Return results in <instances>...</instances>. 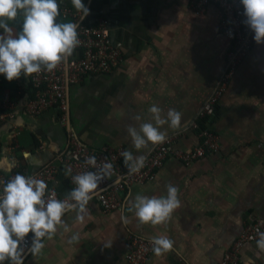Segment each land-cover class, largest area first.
I'll return each instance as SVG.
<instances>
[{
	"label": "crops",
	"instance_id": "crops-1",
	"mask_svg": "<svg viewBox=\"0 0 264 264\" xmlns=\"http://www.w3.org/2000/svg\"><path fill=\"white\" fill-rule=\"evenodd\" d=\"M192 1L82 0L90 14L80 21L71 0H58L57 22L93 25L105 20L112 43L124 56L121 69L69 87L70 128L81 142L146 156L153 145L136 150L127 129L148 122V109L155 104L165 114L170 108L182 113L179 129L167 124L161 129L178 135L177 149L188 152L200 144L189 126L225 73L231 42L218 29L217 7L196 14ZM12 26L19 28L18 23ZM34 95L30 76L22 73L8 81L0 74V101H10L4 111L13 115L0 124L2 174L37 176L49 165L60 167L69 154V131L57 124L56 110L40 116L28 112ZM137 115L140 121L134 119ZM206 124L221 138L219 153L193 165L168 158L154 180L126 190L117 210L105 211L92 199L83 222L76 220V211L65 213L67 230L61 226L51 239L44 238L42 251L29 252L24 264H126L131 235L174 241L171 251L153 253L145 264H175L178 259L219 264L250 216L264 220V44L255 42ZM169 184L179 188L180 207L165 224H139L128 211L130 201L137 194L166 195ZM51 186L61 195L71 190L62 166ZM73 235L79 240L69 243ZM241 257L246 264H264L256 242L245 246Z\"/></svg>",
	"mask_w": 264,
	"mask_h": 264
},
{
	"label": "clouds",
	"instance_id": "clouds-1",
	"mask_svg": "<svg viewBox=\"0 0 264 264\" xmlns=\"http://www.w3.org/2000/svg\"><path fill=\"white\" fill-rule=\"evenodd\" d=\"M81 13L83 21L90 9L82 0H71ZM243 6V23L254 33L257 44H264V0H240ZM60 15L58 0H0V74L8 81L17 79L23 73L30 76L41 71L51 72L69 57L79 45L77 29L79 22H57ZM19 24V28L12 26ZM150 120L139 123V127L129 126L127 132L136 150L147 149L149 144H163L167 138L164 125L177 130L182 113L176 109L163 110L153 104L149 107ZM140 121L139 115L134 117ZM130 173L139 172L144 167L146 157L134 156L131 151L121 153ZM85 164L96 171H85L68 175L75 185L64 199L56 198L54 190L36 176L15 174L4 185L0 193V264H24L25 238L31 232V254H39L44 248L43 239H51L58 228L66 225L62 217L69 211H76V220L83 222L88 213L87 205L93 199L98 186L112 174V164L104 163L97 167L95 156L85 159ZM167 193L162 196L137 194L130 201L128 211L134 212L138 223L153 226L167 223L180 207L179 188L172 184L166 186ZM124 223L127 219L122 217ZM257 247L264 251V232H259ZM73 235L69 243L77 242ZM156 255L173 249L174 241L167 236H157L151 240ZM110 246V244H106Z\"/></svg>",
	"mask_w": 264,
	"mask_h": 264
},
{
	"label": "built area",
	"instance_id": "built-area-1",
	"mask_svg": "<svg viewBox=\"0 0 264 264\" xmlns=\"http://www.w3.org/2000/svg\"><path fill=\"white\" fill-rule=\"evenodd\" d=\"M211 5L217 7L218 29L231 42L228 56V65L225 73L220 78L212 95L200 109L197 118L191 122L189 128L197 131L200 144L192 151H183L176 148L177 134L167 135L163 144L155 145L147 153L144 167L139 172L130 173L124 164L121 155L122 148L113 149L103 147L94 149L80 141L78 136L70 128L69 114L70 106L68 91L70 85L79 84L89 76L108 75L121 69L124 65L122 48L113 44L110 30L105 20L97 24H82L77 29L79 45L73 53L66 58L53 71H41L39 74L30 75L31 84L35 91L34 98L27 104L30 114L40 116L50 109L57 112V124L67 127L70 136L69 154L61 159V166L68 170L71 175L85 171H96L97 169L85 164V159L95 156L97 167L104 163H111L112 174L107 177L96 190L93 199L101 205L105 211H114L122 207L126 190L134 184H144L154 180L158 170L164 165L168 158H174L184 165H193L200 159L219 153L222 150V142L218 133L210 127L203 128L202 123L217 113L221 98L225 94L229 83L236 74L242 61L252 50L255 41L254 33L243 23V6L240 0H193L192 8L196 14H201ZM10 108V101H0V124L13 117L5 110ZM60 166V167H61ZM60 167L49 165L42 169L36 176L48 184L49 190H54L56 198L64 199L51 186L55 180ZM17 173H0V193L3 185ZM71 180V176H70ZM75 185L71 181V189ZM259 232H264V220L256 216H250L246 228L241 237L224 254L219 264H246L241 252L245 246L256 242ZM32 233L28 234L22 244L24 247V258L30 252ZM151 240L138 235H131L127 242L126 264H145L154 253ZM175 264H190L186 259H178Z\"/></svg>",
	"mask_w": 264,
	"mask_h": 264
},
{
	"label": "trees",
	"instance_id": "trees-1",
	"mask_svg": "<svg viewBox=\"0 0 264 264\" xmlns=\"http://www.w3.org/2000/svg\"><path fill=\"white\" fill-rule=\"evenodd\" d=\"M202 127H203V128L208 127L207 124H206V121L202 123ZM196 132H197V131H196Z\"/></svg>",
	"mask_w": 264,
	"mask_h": 264
}]
</instances>
